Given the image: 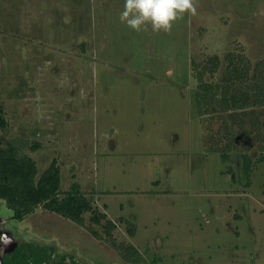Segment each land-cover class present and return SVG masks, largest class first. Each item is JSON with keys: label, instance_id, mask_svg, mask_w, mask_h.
I'll use <instances>...</instances> for the list:
<instances>
[{"label": "rangeland", "instance_id": "1", "mask_svg": "<svg viewBox=\"0 0 264 264\" xmlns=\"http://www.w3.org/2000/svg\"><path fill=\"white\" fill-rule=\"evenodd\" d=\"M194 2L168 34L122 23L124 0H0L3 109L11 133L43 143L30 153L39 171L56 158L62 188L79 182L115 240L162 264H264V163L246 187L234 155L206 150L190 74L192 59L227 49L263 57L264 0ZM0 217L15 237L54 248L52 264H127L55 213L16 220L0 200Z\"/></svg>", "mask_w": 264, "mask_h": 264}, {"label": "trees", "instance_id": "2", "mask_svg": "<svg viewBox=\"0 0 264 264\" xmlns=\"http://www.w3.org/2000/svg\"><path fill=\"white\" fill-rule=\"evenodd\" d=\"M190 74L195 80L191 96L202 143L224 163L234 155L238 177L248 187L257 166L264 163V56L251 59L241 47L227 49L221 57L214 53L199 61L192 59ZM11 131L0 96V200L11 210L12 218L22 220L42 209L85 227L127 264H162V256L149 247L140 249L115 240L116 224L93 204L91 194L79 182L62 188L56 158L39 171L30 153L41 150L43 143L28 132ZM37 133V128L31 132ZM226 171L235 180L229 164ZM118 219L134 237L135 223L123 215ZM21 242L3 256L4 264H52L51 255L45 262L41 260L43 253H53L51 248L39 242Z\"/></svg>", "mask_w": 264, "mask_h": 264}, {"label": "clouds", "instance_id": "3", "mask_svg": "<svg viewBox=\"0 0 264 264\" xmlns=\"http://www.w3.org/2000/svg\"><path fill=\"white\" fill-rule=\"evenodd\" d=\"M186 12L196 14L194 0H124L120 21L137 32L147 31L150 25L153 32L170 34L173 23ZM3 239L10 242L7 237Z\"/></svg>", "mask_w": 264, "mask_h": 264}, {"label": "water", "instance_id": "4", "mask_svg": "<svg viewBox=\"0 0 264 264\" xmlns=\"http://www.w3.org/2000/svg\"><path fill=\"white\" fill-rule=\"evenodd\" d=\"M0 222H2L0 227V264H4L2 259L3 254L12 252L17 246L18 241L21 240V237H15V235L11 233V229L9 230L5 227V221L1 217ZM4 237H7L10 242L5 243Z\"/></svg>", "mask_w": 264, "mask_h": 264}, {"label": "flooded vegetation", "instance_id": "5", "mask_svg": "<svg viewBox=\"0 0 264 264\" xmlns=\"http://www.w3.org/2000/svg\"><path fill=\"white\" fill-rule=\"evenodd\" d=\"M1 224H2V222H0V227H1ZM25 236H26V235H23V234H22V235H20V237H21V238L23 237V239H24V240H22V239H21V240H22L21 244H24L26 241H32V240H26V239L24 238ZM33 242H35V241L33 240ZM40 244H42V245H46L47 247H49V248H51V249H53V250H54V251H52L53 253H52V254H50V255H51V257H52V259H51V260H52L53 262H55V260H54V258H53V257L55 256V249H54V248H52L51 246H49L48 244H44V243H40ZM49 251H50V250H49ZM11 253H12V252L5 253V254H3V256H5V255L7 256L8 254H11ZM49 253H50V252H49ZM3 256H2V258H3ZM65 261H66V259H65ZM69 263H71V261H70ZM58 264H59V263H58ZM62 264H64V263H62ZM81 264H88V263H87V261H86V260H84V262H83V263H81Z\"/></svg>", "mask_w": 264, "mask_h": 264}]
</instances>
